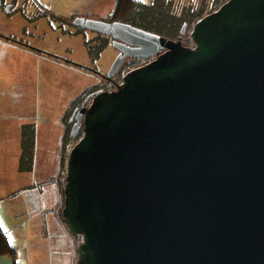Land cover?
<instances>
[{
	"label": "water",
	"instance_id": "1",
	"mask_svg": "<svg viewBox=\"0 0 264 264\" xmlns=\"http://www.w3.org/2000/svg\"><path fill=\"white\" fill-rule=\"evenodd\" d=\"M79 21L115 39L108 78L157 59L76 115L60 214L77 264H264V0L226 1L193 48Z\"/></svg>",
	"mask_w": 264,
	"mask_h": 264
},
{
	"label": "rangeland",
	"instance_id": "2",
	"mask_svg": "<svg viewBox=\"0 0 264 264\" xmlns=\"http://www.w3.org/2000/svg\"><path fill=\"white\" fill-rule=\"evenodd\" d=\"M138 1L145 7H148L154 0ZM179 1L185 4V0ZM2 2L5 5V9H1L0 11V28L3 24H8L9 20L12 21L14 16L19 14L18 11L26 10L25 12H28L29 16H31L30 11H35L36 15L32 19L40 22L41 30L37 32L33 29L25 30L24 38L26 42L36 45L41 51L48 50L47 52H51L56 57H64L75 62L84 63L87 68H94L96 71L100 72L109 71L108 69H110L112 62L117 56L113 44L110 43L109 45H105L102 43V40H100L101 43L90 42L91 45L87 48L85 46L86 41L82 40V38L80 39L76 36L70 38L69 35H65L63 31H55L51 28L49 26L48 16L44 13L45 10L35 2L36 6L31 0H2ZM213 3L214 0H207L206 6L202 10V15L204 12L211 13L218 8H215ZM93 4L94 7L92 8L97 9L98 5L94 2ZM176 4L177 2L175 0H170L166 6L170 9V17L172 18H174L172 14H175L178 9L175 7ZM201 5L202 3L200 2V4H198L199 9ZM10 6H13V11L16 12L7 16V8ZM24 6L26 7L24 8ZM86 6L90 8L89 5L86 4ZM196 9L197 7L194 3L191 10ZM141 10L143 11V15L151 14L150 10L145 8ZM85 14L88 16L91 15L89 13ZM92 16L94 17L88 18L95 19L97 13ZM138 17V21H129L131 25L138 28L149 29L150 31H158L157 28L154 27L155 25L147 21L145 17L142 15H138ZM154 18L157 19L159 17L155 16ZM96 19L101 20L99 18ZM174 19L178 27H180L181 22H179L177 18ZM193 23L194 21H190V26H192ZM29 26L30 25L27 23V27ZM5 33L9 34L8 30ZM0 34L3 35L4 33L2 32ZM1 47L3 48V46L0 45V136L5 135L9 129L8 126L6 127V125H3L1 117L7 112V103L13 97L12 86L14 85L16 86L14 100L17 101L20 95H24L27 111L31 110L32 103L38 102L40 104L39 114L36 116L38 120L32 117H24V120L29 123L28 125H30V129L32 130L30 132L28 129H24L23 137L33 136L37 132H39L42 137H46V142L41 144L40 155L36 157L37 145L35 147V144L32 145V151L30 152L35 153L34 159L31 156L24 155L21 167L22 169L28 168L29 173H21L20 175L17 173L15 164L19 159L14 157L13 163L11 157L0 158V211H3V214L8 216L7 221L11 222L13 226L20 225L18 227V231L21 234L20 237L22 238L23 234L27 233L32 243L30 248L19 249L18 256H16L17 262L18 264H77L79 260L77 247L81 242L80 237L73 235L74 243H72L65 230L66 228H60L59 226H56L53 230L50 228L47 229L45 232L46 235H43V232L40 234L38 231H34L33 225L35 222L31 220L32 216L35 214H39L41 217L46 215L49 219L46 225L50 227V220L53 219L52 212L57 210L61 213L63 208L64 200L62 197L67 175L66 166L68 154L71 148L77 143V139L70 136L71 125H69V118L72 110L68 107V104L71 100V95L66 91L65 86L62 87V85L59 86L56 91L55 89L48 90V93L53 94L55 102L43 86L41 87L43 91L36 97H31V94H23L22 90L24 92L32 90L31 82L25 79V73L18 80L17 78L12 80L7 70L10 60L15 55L19 56L22 60L28 59V57H23V53L15 52V50L11 48L8 49V53H5L1 50ZM29 58L33 60L32 62L28 61V63L32 67L33 76H31L35 84L42 83L49 89L57 86L59 82L66 80L65 77H61L57 71L66 70L64 69L66 67L61 62L57 61L56 58L45 56L44 54L39 58L36 56H31ZM129 61L131 60L127 59L124 63V71L134 67L131 66ZM48 65L50 67H48ZM53 72L56 73L55 77L45 76L46 74L52 76ZM9 73H11V71H9ZM5 75L7 76L5 77ZM77 75L84 76L81 74ZM78 81L81 83L83 80L79 79ZM89 81L90 83L86 80L85 84L93 85L94 82H97L91 77ZM22 85L23 87L21 90ZM87 85L81 84L77 93L82 91ZM34 98L37 99L34 100ZM24 126L26 125H23L21 129H23ZM6 144L9 148L12 145L9 141H6ZM17 155L20 156L19 153H17ZM3 179L8 180L5 183L6 189H3L1 186V181ZM60 196L61 200L59 201ZM6 215H2L3 217H1V219ZM1 224L4 225L7 224V222L2 221ZM37 224L40 228H43L45 225L41 221L37 222ZM73 244L74 247L72 246Z\"/></svg>",
	"mask_w": 264,
	"mask_h": 264
},
{
	"label": "crops",
	"instance_id": "3",
	"mask_svg": "<svg viewBox=\"0 0 264 264\" xmlns=\"http://www.w3.org/2000/svg\"><path fill=\"white\" fill-rule=\"evenodd\" d=\"M33 1V3L35 2L36 4H38L42 9L45 10L44 13L46 12H51L54 14H67V16L70 15H75V14H79V15H87L85 13H89L91 14L90 17H94L92 16L93 14L97 13V17H105V16H109L115 9V7H117V1L118 0H31ZM94 3H96L97 9L96 8H92L94 7ZM29 3V2H28ZM34 3V5L36 6V4ZM87 5L90 6V8H88ZM29 5V4H26ZM5 5L3 4L2 0H0V11L1 9H5L4 8ZM26 6H24L25 8ZM8 9V8H7ZM13 9V6H12ZM25 10V9H24ZM8 11V10H7ZM26 11V10H25ZM70 11V12H68ZM14 12L11 10V14L7 12V16L12 15ZM31 12V16L35 15V11H30ZM74 13V14H73ZM9 20V17H8ZM27 23L30 25L29 27H27ZM27 29H33L37 31L41 30V26H40V22L38 21H29L26 17H23L20 14H17L14 16L13 20H9L8 24H3V26L0 28L1 32L0 33H4L3 35L0 34V45L3 46V48L1 47V50H3L5 53H8V49H13L15 50V52H21L23 53V57H28V59H21L19 56L15 55L11 60H10V64H9V68L7 70V73L9 75V77H12L13 79L17 80L19 78H21V76L25 73V79L29 80L32 84V90H28V92H24L22 90L23 85L21 86V90L23 94H31V97L33 96H37L40 93L37 91V87L36 84L33 81V71H32V67L30 66V64L28 63V61L32 62L33 60L30 59L29 57L31 56H36L37 58H39L38 55L31 53L29 50H27L25 46H14L12 44H10V42H8V39L10 36H14L17 39H20L21 41H25V30ZM8 30L9 34L5 33ZM29 43V42H28ZM31 44V43H30ZM34 45V44H32ZM36 48V45H34ZM38 48V47H37ZM48 51V50H47ZM48 67H50L48 65ZM9 71H11V73H9ZM32 75V76H31ZM7 75H5L6 77ZM48 77H55V72H53L52 76L49 75H45ZM74 78V82L70 83L69 85L65 86L66 91H68L70 93V99L75 96V94L79 91V88L81 86V84L87 85L85 84V81L87 80L86 77L84 76H79L77 74L74 73L73 75ZM79 79H82L83 81L81 83H79ZM10 82V81H9ZM8 83V81H7ZM10 88V87H9ZM16 93V86H12V94L13 97L10 99V101H8L7 103V112H5L4 116L2 115L1 117V122L3 123V125H6V127L8 126L9 129L6 132L5 135H1L0 136V158H4V157H11L13 159V163H14V157L16 159H19L18 162L15 164V169L17 171V173L20 175L21 173H29L28 172V168L27 169H22L21 167V162L24 158V155L26 156H31L34 159L35 153H28L25 150L32 146L33 144L37 145V153H36V157L38 155H40V150H41V144L43 142H46V137H42L41 134L39 132L36 133V135L33 136H26L25 138H20V133L22 131H24V129H28L30 132L32 129H30V125H28V122L24 120V117H33L34 115H38V111L40 110V104L38 102H34L31 104V110L27 111L28 109L26 108V104H25V96L24 95H20V97L18 98L17 101L14 100V95ZM78 94V93H77ZM37 98H34V100H36ZM9 106V108H8ZM23 125H26L23 127V129H21V127ZM21 129V130H20ZM8 135V136H7ZM60 140V139H59ZM6 141L11 142V146L10 148L8 147V145L6 144ZM24 143H27V148L24 150ZM10 152V153H9ZM17 153L20 154L17 155ZM27 171V172H25ZM6 181H8L7 179H3L1 181V186L3 187V189H6L5 187V183ZM61 200V196L59 197V201ZM57 211V210H56ZM52 212L53 215V219L50 220V227H48L46 224L49 222V219L46 215H43L42 217L39 214H35L32 216L31 220L34 221V231H38V233L43 235H46V230L47 229H54L56 226H59L60 228H63L64 226L61 224L60 219V212ZM6 214H3V211H0V225L2 227V229L4 230V232L6 233L8 240L10 241V244L16 249V256H18V251L19 249H23V248H30L31 246V241L27 235V233L23 234V237H20V232L18 231V227L20 225H16L13 226V224H11V222L7 221L8 216L6 215L4 218L1 219V217H3ZM11 218L13 219V217L11 216ZM41 221L44 225L43 228H40V226L37 224V222ZM2 221H6L7 224L2 225L1 222ZM69 235L70 241L72 243H74V239H73V235L67 230L65 229ZM74 247V244L72 245ZM11 258V257H6V256H1L0 255V264H18L17 262V257Z\"/></svg>",
	"mask_w": 264,
	"mask_h": 264
},
{
	"label": "flooded vegetation",
	"instance_id": "4",
	"mask_svg": "<svg viewBox=\"0 0 264 264\" xmlns=\"http://www.w3.org/2000/svg\"><path fill=\"white\" fill-rule=\"evenodd\" d=\"M158 1L162 2V1H170V0H154L150 6H152L155 2L158 3ZM175 1L177 2L175 7L178 9H177V12L175 14L174 13L172 14V16L174 18H177V20L179 22H181L180 27H177V25H172L169 23H164L163 26H161L155 22H152V24L155 25L154 27L157 28V30H158L157 32L156 31H150L149 29L148 30L144 29V28H142V29H144L148 32L157 34L159 36L174 40V41H177L178 39L181 38L183 46L193 48L194 43L191 39L190 34L193 30V27L196 25V23L204 17V15H202V5H201L200 9L198 8V4H200V2L202 3V0H185V4L179 0H175ZM118 2H119V0L117 1V5H118ZM194 3L196 5L197 9L191 10V7ZM7 10H8L7 12L10 13L11 10H13L12 6L8 7ZM18 13L21 14L23 17H26L29 21H35V22L37 21L35 19H32L36 14L34 16H29L28 12L26 13L25 11H18ZM46 15L48 16V22H49V26L51 28H53L55 31H57V30L63 31V33L65 35H69L70 38H73L75 36L80 38V39L82 38V40L86 41L85 46L87 48H89V46L91 45L90 42L101 43L100 40H102V43H104L105 45H109L111 43L114 46L115 39L113 37L102 34V33H98L96 31L86 29V28L79 26L77 24V22L80 23L79 19L98 20L96 18L90 19V18H88V17H90L88 15L75 14V15L67 16V14H54L51 12H46ZM41 17H44V16H41ZM105 17H99V19H101V20H98V21L107 22L109 24H113L114 22H123V23L131 24L129 21H126V22L118 21L115 18L116 17V7H115L114 11L109 16H105ZM189 17L191 18V20ZM135 20L138 21L137 19H133L131 21H135ZM190 21H192V22L194 21L192 26H190ZM8 42H10V44H12L14 46H18V47H21L23 45V46L27 47L26 48L27 50H29L31 53L38 55L39 57H42V54H44L45 56L56 58L57 61L61 62L66 67V68H64L66 70H57L58 73L61 75V77L62 76L65 77V79H66L65 81H61V82H59V84L57 86L49 88V89L45 85H43L42 83L41 84L37 83L36 86H38L37 91L39 93H41V91H43L41 89L42 86L46 89V91L48 93V90L55 89V91H56L57 88L61 85L63 87V86L69 85L70 83H73L74 78H75L73 76L74 73L84 75V77H86V79L89 83H90V81H89L90 77L97 81V82H94L93 85L88 84L82 91H80L78 94L73 96L71 98L69 104H68V107H70V109L72 110V112L70 114V118H69V125H71L70 126L71 127L70 128V136H71V131L73 130V127L77 122L76 115L83 108L88 109L91 106L94 95L96 93H98V92H105V93L106 92H108V93L116 92L118 90V88L123 85L124 78L129 72L134 71L136 69H139L141 67H144L147 64L151 63L152 61H154L155 59H157V57L135 58V57L127 56L125 58L124 62L122 63L121 67L119 68V70L115 73V75L108 78V74L110 72V69H111L113 63L115 62L117 56L120 54V51H118L115 47H114V49L117 52V56L115 57L114 61L112 62L110 69H108L109 71L108 72H103V71L100 72V71H96L94 68L93 69L89 68V67L87 68L84 63L75 62L73 60H69L68 58H64V57H56L51 52H47L44 50L41 51L40 48H37V47L35 48V46H33L32 44L25 42V41H21L20 39H17L14 36H10L8 39ZM162 53H164V52H162ZM127 59L131 60L129 62L131 63V66H134V67H131L129 70L124 71L125 67L123 68V65ZM55 75H56V73H55ZM95 83H97V84H95ZM48 94L51 95L52 99H53V94L52 93H48ZM53 101L55 102L54 99H53ZM36 116L37 115H34L32 118H34L35 120H38V117H36ZM82 128H83V122L81 124V130H82ZM35 135H36V133H35ZM22 137H23V131L21 132V138ZM81 137H82V131L74 139H77V142H78ZM23 138H25V137H23ZM24 145H25V147H24V150H25L27 148L28 144L24 143ZM35 147H36V145H35ZM25 151L30 153L32 151V146L28 147Z\"/></svg>",
	"mask_w": 264,
	"mask_h": 264
},
{
	"label": "trees",
	"instance_id": "5",
	"mask_svg": "<svg viewBox=\"0 0 264 264\" xmlns=\"http://www.w3.org/2000/svg\"><path fill=\"white\" fill-rule=\"evenodd\" d=\"M226 1L228 0H214L213 5H215V8L217 7L219 8ZM162 2L158 1V3L155 2L152 6L145 7L138 0H119L118 5L116 7L115 18L118 21L126 22V21H131L133 19H138L139 18L138 15H142L143 17H145V19H147V21L155 22L161 26H163L164 23L177 25L176 20L170 17L171 16L170 9L166 7L168 5V1H162ZM206 2L207 0H202V10L206 6ZM142 8L150 10L151 14L143 15V11L141 10ZM207 14H209V12L208 13L204 12L203 15L206 16ZM155 16L156 17L158 16L159 18L156 19L154 18ZM140 22H141V18H140ZM64 196L65 195L63 191V197H62L63 200H64ZM16 254H17L16 249L10 244V241L8 240L6 233L4 232V230L0 225V255L14 258Z\"/></svg>",
	"mask_w": 264,
	"mask_h": 264
},
{
	"label": "snow or ice",
	"instance_id": "6",
	"mask_svg": "<svg viewBox=\"0 0 264 264\" xmlns=\"http://www.w3.org/2000/svg\"><path fill=\"white\" fill-rule=\"evenodd\" d=\"M142 2H143V0H142Z\"/></svg>",
	"mask_w": 264,
	"mask_h": 264
}]
</instances>
